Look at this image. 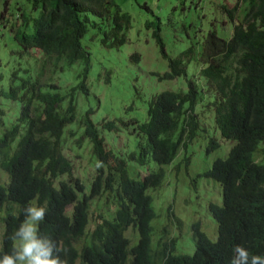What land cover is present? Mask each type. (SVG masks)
Segmentation results:
<instances>
[{
  "label": "trees",
  "instance_id": "16d2710c",
  "mask_svg": "<svg viewBox=\"0 0 264 264\" xmlns=\"http://www.w3.org/2000/svg\"><path fill=\"white\" fill-rule=\"evenodd\" d=\"M218 8L233 23L230 38L211 30L201 46L192 42L174 56L166 50L160 26L154 33L168 61L159 79H188L189 66L198 63L196 75L216 96L206 104L213 109L215 128L233 143L227 157L216 158L204 173L223 190L222 205L208 207L217 222V240L196 223V250L180 255L171 232L152 247L158 215L149 191L163 187L165 167L201 138L200 85L188 80L187 91L152 96L144 120L98 119V106L89 100L95 67L90 41L98 39L109 51L121 49L129 42L131 15L114 0L5 3L0 27L11 30L19 45L11 53L19 62L8 75L0 74V174L7 176L0 182V257L10 254V236L29 202L47 208L40 232L62 241L69 264H230L237 245L264 256V0H236ZM131 59L138 63L141 55L132 53ZM106 132L134 136L135 149L110 148ZM219 147L213 138L207 152ZM70 154H86L93 162L90 182L78 176ZM190 158L184 161L187 167ZM130 226L140 234L132 248L125 235Z\"/></svg>",
  "mask_w": 264,
  "mask_h": 264
},
{
  "label": "rangeland",
  "instance_id": "374dc122",
  "mask_svg": "<svg viewBox=\"0 0 264 264\" xmlns=\"http://www.w3.org/2000/svg\"><path fill=\"white\" fill-rule=\"evenodd\" d=\"M9 6L22 4L25 0H0V10L4 11L5 3ZM122 10L131 15L132 28L129 32V42L121 49L107 50L98 39L90 41L95 65L91 82L89 100L98 106L95 117L113 120L115 118L144 120L147 115L149 101L152 96L164 90L187 91L188 80H195L202 88L201 100L198 103L202 119L201 138L188 150H182L171 166L165 167L166 180L163 187L153 194L154 209L158 218L152 222L153 247L161 237H168L169 232L177 239L176 254H193L196 240L193 238L192 225L201 223V230L215 241L218 237L217 223L211 215L210 203H223L221 185L209 180L204 173L212 167L216 158H226L232 146L231 141H225L215 128V115L207 103L216 99L215 94L208 91L205 80L196 75L198 63L189 66L188 79L181 77L176 81L160 80L159 75L168 70V61L160 52V46L154 36L160 26V34L170 55H178L186 50L192 42H199L211 30L230 38L233 33V23L226 15L220 13L218 5L235 3L236 0H114ZM10 9L3 13L7 19ZM15 12V11H14ZM16 15V14H15ZM17 24L13 25L15 28ZM19 48L12 36L11 30L0 27V74L8 75L13 66L19 62L18 55L11 53ZM139 53L141 61L134 62L132 53ZM112 69L110 76L105 72ZM99 73L101 76L99 77ZM159 74V75H158ZM69 86V85H68ZM82 104V103H81ZM125 132V131H124ZM110 148L125 152V149H135L134 136L120 133L114 136L106 132ZM215 138L220 143L218 150L208 153L207 147ZM191 156L189 166L185 165L186 156ZM78 176L90 182L95 177L93 162L85 154L82 158L70 154ZM183 161V162H181ZM181 162L179 167L178 164ZM145 172L140 170V176ZM7 176L0 174V182L6 183ZM97 210L92 211L93 222L97 219ZM3 213L0 211V247L4 224ZM90 232L93 226L89 227ZM132 244H136L139 232L130 228L126 232ZM165 240V239H162Z\"/></svg>",
  "mask_w": 264,
  "mask_h": 264
},
{
  "label": "clouds",
  "instance_id": "9594fccd",
  "mask_svg": "<svg viewBox=\"0 0 264 264\" xmlns=\"http://www.w3.org/2000/svg\"><path fill=\"white\" fill-rule=\"evenodd\" d=\"M47 211L46 207L39 206L35 202H29V204L24 208L23 222L10 236V240L13 242L11 252L10 254H5L0 257V264H69L67 259V250L63 247L62 241L53 240L50 236L40 232L39 225L45 220ZM195 225L196 223L192 225V232L193 238L196 240L193 229ZM130 228L134 227L130 226L128 230ZM139 238L136 244H132L129 239L131 242L130 248L139 243ZM156 246L153 247L152 236V247L156 248ZM233 253L234 255L230 264H264V256L251 254L243 246L237 245L233 249Z\"/></svg>",
  "mask_w": 264,
  "mask_h": 264
},
{
  "label": "bare ground",
  "instance_id": "6f19581e",
  "mask_svg": "<svg viewBox=\"0 0 264 264\" xmlns=\"http://www.w3.org/2000/svg\"><path fill=\"white\" fill-rule=\"evenodd\" d=\"M196 231V230H195Z\"/></svg>",
  "mask_w": 264,
  "mask_h": 264
}]
</instances>
